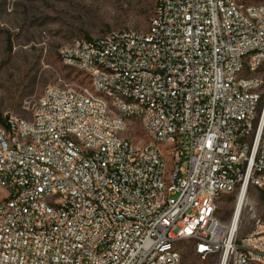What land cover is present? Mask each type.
<instances>
[{
    "label": "built area",
    "instance_id": "built-area-1",
    "mask_svg": "<svg viewBox=\"0 0 264 264\" xmlns=\"http://www.w3.org/2000/svg\"><path fill=\"white\" fill-rule=\"evenodd\" d=\"M88 84L0 122V264H264V220L215 216L264 188V4L156 0L146 29L59 49ZM140 127L136 143L128 131Z\"/></svg>",
    "mask_w": 264,
    "mask_h": 264
},
{
    "label": "rangeland",
    "instance_id": "rangeland-1",
    "mask_svg": "<svg viewBox=\"0 0 264 264\" xmlns=\"http://www.w3.org/2000/svg\"><path fill=\"white\" fill-rule=\"evenodd\" d=\"M156 0H0V116L29 119L46 86L78 88L88 84L78 69L64 64L59 49L74 38H95L111 31L146 29ZM264 4V0H246ZM262 78L264 64L257 70ZM128 133L138 143L136 124ZM3 190L0 189V197ZM235 193L221 194L215 216L228 222ZM237 238L251 231L252 215L264 220V188L250 187L244 197ZM181 264H218L216 256L200 258L190 241L176 244Z\"/></svg>",
    "mask_w": 264,
    "mask_h": 264
},
{
    "label": "bare ground",
    "instance_id": "bare-ground-1",
    "mask_svg": "<svg viewBox=\"0 0 264 264\" xmlns=\"http://www.w3.org/2000/svg\"><path fill=\"white\" fill-rule=\"evenodd\" d=\"M245 194H243V192L240 193V195L237 196L236 200H235V206H234V211L231 215L230 220L232 219V222L236 223V219H237V214L240 208V205H242L243 200H244Z\"/></svg>",
    "mask_w": 264,
    "mask_h": 264
},
{
    "label": "trees",
    "instance_id": "trees-1",
    "mask_svg": "<svg viewBox=\"0 0 264 264\" xmlns=\"http://www.w3.org/2000/svg\"><path fill=\"white\" fill-rule=\"evenodd\" d=\"M86 39H89V38H86ZM0 122H2V123H3V119H1V116H0Z\"/></svg>",
    "mask_w": 264,
    "mask_h": 264
}]
</instances>
